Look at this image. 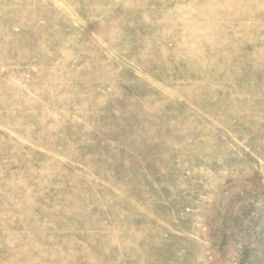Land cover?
<instances>
[{
  "label": "rangeland",
  "instance_id": "rangeland-1",
  "mask_svg": "<svg viewBox=\"0 0 264 264\" xmlns=\"http://www.w3.org/2000/svg\"><path fill=\"white\" fill-rule=\"evenodd\" d=\"M0 264H264V0H0Z\"/></svg>",
  "mask_w": 264,
  "mask_h": 264
}]
</instances>
